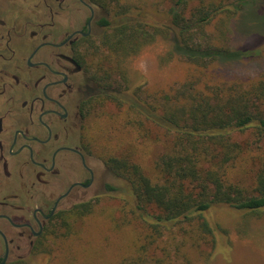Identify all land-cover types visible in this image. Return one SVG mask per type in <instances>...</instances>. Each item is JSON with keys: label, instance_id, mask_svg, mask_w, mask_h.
<instances>
[{"label": "trees", "instance_id": "16d2710c", "mask_svg": "<svg viewBox=\"0 0 264 264\" xmlns=\"http://www.w3.org/2000/svg\"><path fill=\"white\" fill-rule=\"evenodd\" d=\"M96 1L108 16L102 18L104 30L95 43L93 77L100 91L87 103L93 113L106 104L116 107L114 119L99 121V130L112 134L119 124L142 127L149 122L170 137L153 168L146 169L124 153L105 154V163L126 182L125 202L148 228L144 243L119 264H171L169 242L189 264L187 244L197 253L208 244L210 253L200 257L202 263L210 261L217 231L227 230L213 225L206 213L221 205L249 211L264 207V154L258 157L251 186L234 179L231 172L244 159L248 162L252 145L264 148V72L225 79L216 70L222 62L252 53L249 48H231L232 20L245 11L254 13L259 23L263 13H256L250 0H169L166 23L158 24L142 19L130 0ZM169 39L172 51L184 58L186 77L158 91L134 85L133 59L149 45ZM246 130L252 131V142L244 145L233 139L235 131ZM95 203L90 200L64 210L49 234L61 228L71 234ZM159 249L164 258L153 256Z\"/></svg>", "mask_w": 264, "mask_h": 264}, {"label": "flooded vegetation", "instance_id": "af4514ba", "mask_svg": "<svg viewBox=\"0 0 264 264\" xmlns=\"http://www.w3.org/2000/svg\"><path fill=\"white\" fill-rule=\"evenodd\" d=\"M104 16L96 0H0V264L44 252L60 214L110 185L87 103Z\"/></svg>", "mask_w": 264, "mask_h": 264}, {"label": "rangeland", "instance_id": "374dc122", "mask_svg": "<svg viewBox=\"0 0 264 264\" xmlns=\"http://www.w3.org/2000/svg\"><path fill=\"white\" fill-rule=\"evenodd\" d=\"M130 1L139 7L142 19L166 23L169 0ZM250 3L256 13H263L262 21L258 23L254 13L248 15L244 11L238 15L231 23L230 46L232 49L249 48L252 53L242 60L222 62L216 68L218 76L222 78L256 77L264 72V0H250ZM131 63L134 66V85H142L150 91L169 87L186 77L187 65L184 58L172 51L170 39L149 45ZM94 91H100L97 83ZM115 113L116 107L106 104L89 118L97 163H105V154L113 152L135 158L146 169L153 168L156 159L170 145V137L164 136L163 129L149 122L142 127L136 124L124 127L116 122L119 125L112 134L110 131L101 132L98 128L101 124H97L112 121ZM251 132L235 131L233 139L245 145L253 141ZM247 150L248 162L244 159L231 172L234 179L251 186L256 179L258 157L264 154V148L252 145ZM107 184L115 185L118 189L110 191L106 185L104 190L91 194L89 199L96 202L92 213L78 220L71 234L66 235L64 228L56 234L48 233L46 250L25 264H119L123 258L134 254L144 243L148 228L132 212V205L125 202L129 197L126 182L112 172ZM206 216L213 225L221 226L227 232L219 228L213 258L205 263L201 262L200 255L210 253L211 246L203 244V253L199 251V254L191 250L190 243L187 244L184 252L191 256L192 264H264V207L249 211L221 205L210 209ZM168 247L173 259L171 264H189L180 253H176L173 244L169 242ZM153 256L164 258L165 254L159 249Z\"/></svg>", "mask_w": 264, "mask_h": 264}]
</instances>
